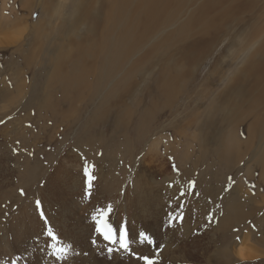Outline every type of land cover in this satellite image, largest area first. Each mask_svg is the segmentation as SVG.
I'll return each mask as SVG.
<instances>
[{
  "label": "rangeland",
  "instance_id": "1",
  "mask_svg": "<svg viewBox=\"0 0 264 264\" xmlns=\"http://www.w3.org/2000/svg\"><path fill=\"white\" fill-rule=\"evenodd\" d=\"M43 1L52 5L50 16L41 9L39 0H0V14L5 19H0V38L7 41L2 43L3 48L0 46V264H12L13 261L16 264H143L138 256H155L157 251L158 264H264V170L250 166L245 158L234 165H223L218 155L207 153L205 162L210 164L209 169L203 170L205 165L201 162L194 167L178 161L181 143L192 145L189 139L193 140L194 135V140L199 141L197 135L201 133L197 127L201 125V118L200 122L195 118V125L190 127L185 125L187 118H179L177 124L171 126L180 132L174 133L181 136L178 150H167L164 141L159 144L161 151L155 152L156 155L164 154L160 157L149 156L152 140H146L143 148L134 153L116 144L111 135L119 129L114 127L111 115L102 116L94 127L96 137L100 136L102 140H93L94 148L82 146L87 148L83 151L73 148L74 136L81 131L92 106L85 109L81 103L75 104L81 120L70 129L72 117L67 118L64 141H61L63 127H54L58 119L49 118V115L46 120L40 118L45 114L42 97L48 98L53 105L66 108V102L60 98L67 91L60 80L43 76L45 69H34L40 61L32 65L31 70L24 69L17 46L21 43L29 45L28 38L34 26L42 34L39 40L43 43L48 39L44 36L46 34L53 42L65 41L67 51H61V54L67 55L75 47L69 45L80 43L88 30V25L83 23L73 32L69 31L68 18L72 8L74 11L71 3L75 0ZM262 2L264 5V0H259V5ZM184 17L168 25L166 33L173 31ZM248 19L247 14H242L231 22L229 29L222 27L223 33L216 43L189 70L196 72L195 77L199 75L197 79L206 78L203 90L212 92L198 104L187 102L190 100L186 96H195L193 91L179 94L171 107L160 110L159 116L156 114L157 127L170 123L174 117L177 119L175 114L178 112L182 115L192 111H198L199 115L204 112L213 95L245 60L243 51L237 64L226 58L219 62L227 61L219 66V74L208 73L207 76L206 71H212L216 58L242 47L238 32L247 28L245 21L249 22ZM175 43L176 40L170 47L172 57L163 50L162 57L153 63V67L161 71H178L186 64V60L175 53ZM256 44L250 45L255 47ZM23 46L22 49L26 50ZM139 47L140 44L136 45V50ZM44 61L48 63L49 59ZM50 66L46 65V68ZM143 76H149L141 83L146 88L152 79L148 72H143ZM200 81L193 86L194 91L200 87ZM188 83L192 89L193 84ZM70 113L67 112L68 116ZM244 126L241 125V131L237 133L241 140L247 138ZM127 132L132 133V130ZM196 150L192 154L193 160L200 152ZM110 153H114L113 157L107 158ZM85 163L94 166L92 171L96 177L90 197L84 195ZM22 170H28L29 176L21 174ZM52 175L54 177L50 178ZM21 189L25 190L24 195L20 194ZM36 200L41 201L47 223L40 217ZM234 202L237 214L228 212ZM109 203L113 206L110 221L114 226L126 221L133 240L131 250L136 255L120 251L109 256L107 247L111 245L95 232L91 215L95 208ZM172 217L177 219L173 222ZM49 227L57 234L61 245H71L66 260H57L49 254L52 249L48 245L52 241L45 235ZM140 231L155 240V249L138 242Z\"/></svg>",
  "mask_w": 264,
  "mask_h": 264
},
{
  "label": "bare ground",
  "instance_id": "2",
  "mask_svg": "<svg viewBox=\"0 0 264 264\" xmlns=\"http://www.w3.org/2000/svg\"><path fill=\"white\" fill-rule=\"evenodd\" d=\"M39 1L46 16H50L51 3ZM73 3L71 7H74V11L72 8L68 18V27L71 28L69 31L73 32L75 27L83 23L88 25V30L85 33L86 38H82L80 43L69 45L75 46L72 52L67 55L61 54V51H67V44H64L63 40L53 42L49 34L44 35L48 38L47 41L44 43L40 41L39 37L42 34H39L36 28H33L34 26L28 38L29 45H24L26 50L22 49V43L17 46V54L21 57L24 69L31 70L32 65L40 61L34 69L36 71L45 69L43 76L48 75V78L53 76L54 80H60L61 86L67 91L63 92L60 98L66 102V108L53 105L48 98L42 97L45 103V114L40 115V118L46 120L49 115V118L51 116L58 119L59 122L55 123L54 127H63L61 141H64V135L67 134L65 133L68 130V125L65 124L67 118L72 117L70 129L81 120L80 114L76 111V103H81L85 109L90 106L93 108L83 121L81 131L74 136L76 143L73 148L82 151L87 150L82 146L94 148L93 140L99 138L98 140L102 141L93 131L102 116L111 115L114 127L119 129V132L111 135V139L116 141V144L123 145L121 147L128 151L134 153L135 150L143 148L146 140H152L148 149L149 156L152 157L156 155L155 152L161 151L159 144L164 141L167 142V150H178L177 145L181 141V136L174 133L180 132L171 126L176 125L179 118L182 117V120L187 118L185 123L187 127L195 125V118H199V122L201 118V125L197 127L201 133L197 135L199 141L194 140L196 137L194 135V141L189 139L192 145L188 142L180 144L181 153H177L179 163L192 164L195 167L201 162L205 165L203 170L209 169L210 164L205 162L207 160L205 153H207L218 155L223 165L225 163L234 165L245 158V162L250 163V166L264 170L263 2L259 5V0H75ZM179 12L185 13L184 20L178 23L173 31L166 33L168 25L184 16L178 15ZM242 14L249 16V22L245 21L247 28L238 32L243 41L242 47L232 49L227 55L216 58L212 71H206V75L218 73L219 66L227 62L219 64L224 61V58L231 59L229 62L233 64L239 63L242 51L244 63L241 62L232 77L227 78L201 115L198 111L187 112L184 115L178 112L175 114L177 119L174 117L170 123L157 127L156 114L159 116L160 110L171 107L177 101L174 102V99L179 94L193 91L195 96H186L190 100L187 102L198 104L212 92L210 89L203 90L206 78L197 79L199 75L195 77L196 72L189 70L216 43L223 33L222 27L227 26L229 29L231 22L238 20ZM2 17L3 15L0 14V19L5 20ZM174 40H176L174 51L181 59L186 60V64L178 71H161L153 67V63L162 57L163 50L172 57L170 47ZM6 42L0 38V46ZM253 42L257 43L255 47L250 45ZM138 44L140 47L136 50ZM45 59H49L48 63L44 61ZM46 65L51 66L46 68ZM68 65L69 68H67ZM143 72H148L152 79L146 88L141 83L149 76L144 77ZM199 80L201 85L194 91L193 86ZM188 82L193 84L192 89ZM47 84L45 87L48 86ZM58 110L60 112H57ZM68 111L71 112L69 116ZM241 125H247L243 130L247 135L245 140H241L237 134L241 131L239 129ZM161 127L164 128L161 129ZM128 129H131L132 133H128ZM257 139L260 142L256 141ZM111 147H114V144ZM196 148V151L200 152L193 160L192 154ZM113 155L110 153L107 158H112ZM161 155L164 154L161 153L156 157ZM64 160L62 158V161ZM117 165L119 167V164ZM22 171L21 174L29 176L28 170ZM229 207L231 208L229 213H238L236 202Z\"/></svg>",
  "mask_w": 264,
  "mask_h": 264
},
{
  "label": "snow or ice",
  "instance_id": "3",
  "mask_svg": "<svg viewBox=\"0 0 264 264\" xmlns=\"http://www.w3.org/2000/svg\"><path fill=\"white\" fill-rule=\"evenodd\" d=\"M94 166L88 165L85 163L83 167V175L85 177V189L84 195L85 197L91 196V190L93 188V182L95 181L96 177L93 174ZM20 194L24 195L23 189L20 190ZM183 195V193H181ZM35 206L37 209L40 210V217L41 219L45 220L47 223L44 211L42 210V205L40 200L35 201ZM113 213V206L112 204H108L107 206H101L95 208L91 215V219L94 223L95 232L103 238L104 241L108 242L109 247H107V253L111 256L114 252L123 251L125 253H131L132 255H136L131 250V244L133 240L130 239L129 230L127 227V223L122 222L118 226H114V224L110 221V215ZM177 218L172 217L171 220L174 222ZM182 219V216L180 217ZM211 219V217H209ZM50 240L52 241L48 247L52 249L50 255L54 256L57 260H66L69 251L71 250V245H61L57 234L49 227L45 233ZM239 239V238H237ZM137 240L141 245L147 244L153 246L155 249L156 242L155 240L146 232L140 231L137 236ZM93 244L96 243L95 240L92 241ZM159 252H156L155 256H147L141 255L138 256L139 260L143 261V264H158ZM12 264H16V261H13Z\"/></svg>",
  "mask_w": 264,
  "mask_h": 264
}]
</instances>
